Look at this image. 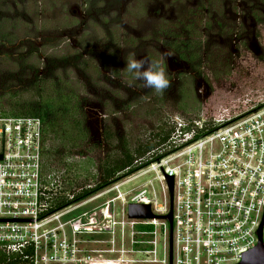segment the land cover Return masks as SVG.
Returning <instances> with one entry per match:
<instances>
[{
	"label": "rangeland",
	"instance_id": "rangeland-1",
	"mask_svg": "<svg viewBox=\"0 0 264 264\" xmlns=\"http://www.w3.org/2000/svg\"><path fill=\"white\" fill-rule=\"evenodd\" d=\"M18 1L0 0V14L5 18L2 31L6 33L3 35L14 39L7 51L17 55L35 48L37 55L32 57L33 61L38 60V74L45 69L44 53L55 58H68L69 62L62 64L56 73L81 97L82 114L76 119L85 132L84 140L71 149L61 137L52 132L47 134L49 144L60 151L52 163L51 173L53 177H59L58 180L54 178L57 189L62 179L65 180L62 184H70L65 192L68 197L81 189L93 187L99 181L97 166L105 149L97 144L104 124L114 128L119 137L128 134L131 143H135L156 132L157 126L166 118L172 121L181 115L187 121L198 118L205 122L226 121L264 103V0H119V6L115 0H100L107 13L119 15L123 34L135 42L131 46L123 45L119 51L127 54L120 59L117 57L116 61L109 60V55H116L117 49L105 40L109 18L105 15L104 20L99 16V0H24L25 13L33 21L30 28L33 32L28 34L18 20L16 5L11 4ZM137 4L142 7L139 15ZM17 5L22 11L24 7L20 3ZM16 16L11 23L10 19ZM184 25L193 26L201 35L203 69L202 76H191L193 79L188 81V104L182 111L177 106L180 95L177 82L167 88L164 95L158 96L153 91L149 99H143L138 93L149 88L143 87V82L136 79V85L128 86L131 79L122 77L124 72L121 69L125 68V57L131 54L136 59L146 58L153 62L177 60L170 51L164 53V48L154 37H159V27L175 26L174 32L181 33ZM14 59L12 56L8 61L0 60V69L4 70L2 76H8L7 83L11 84L19 76ZM94 69L100 75L94 73ZM8 70L9 75H6ZM113 72H118L119 76H114ZM180 72L189 74L185 67ZM2 94V108H7L9 100H28L31 95L24 90H17L14 96ZM156 99L162 101L159 103L160 100ZM127 100L131 101L133 109L119 112L121 103ZM113 110L118 112L111 114ZM141 192L157 206L163 205L165 195L159 171L151 168V164L67 206L66 210L57 213L60 218L50 222L49 227L64 224L63 233L67 241L72 242L73 257L106 260L132 257L135 254L130 250L144 245H132V229L121 223L128 222L127 205L133 203L134 197ZM76 219H81L86 227L72 234L68 222ZM102 223L108 227L106 230L102 229ZM58 231L61 234L62 231ZM136 239L138 237H134ZM157 244L161 247V238L157 239Z\"/></svg>",
	"mask_w": 264,
	"mask_h": 264
},
{
	"label": "built area",
	"instance_id": "built-area-1",
	"mask_svg": "<svg viewBox=\"0 0 264 264\" xmlns=\"http://www.w3.org/2000/svg\"><path fill=\"white\" fill-rule=\"evenodd\" d=\"M212 121L175 116L166 144L174 150L151 164L159 171L163 205L144 192L132 200L149 204L154 215H166L164 175L173 178L171 259L166 220L127 219L121 224L132 229V245L144 246L130 250L132 257L106 260L73 257L64 224L49 227L68 207L40 216L49 211L46 199L49 192L56 194L59 178L51 173L57 150L40 119L0 113V251L18 256L12 257L18 264H239L259 243L264 249V103ZM206 127L215 129L196 138ZM68 225L72 234L86 227L81 219Z\"/></svg>",
	"mask_w": 264,
	"mask_h": 264
},
{
	"label": "trees",
	"instance_id": "trees-1",
	"mask_svg": "<svg viewBox=\"0 0 264 264\" xmlns=\"http://www.w3.org/2000/svg\"><path fill=\"white\" fill-rule=\"evenodd\" d=\"M18 3L23 6L25 1L19 0ZM18 3L12 2L11 4L16 5V11L19 12V22H21L23 28L27 30V34L33 32L30 29L33 26V21H31L29 16L26 15L24 6L23 10L19 11V5H17ZM119 3V0H115V4L119 6ZM112 6L113 5L111 4L110 7ZM141 9V5L137 4V15L140 14ZM105 15H108L109 18L108 21H106L108 27L105 40L106 42L108 41L109 44L115 45L117 49L116 55L113 53L109 55V60L111 58V60L116 61L117 57L120 59L122 56L127 54L126 52L120 53L119 49L123 45L131 46L135 44V42L132 41V39H127L126 35L123 34L120 27L121 20L119 15H111L110 13H107L106 9L102 8L99 0V16L104 19ZM28 18L30 19L29 21ZM16 19L17 16L10 19V21ZM0 24V60L8 61L12 56H14L19 75L16 76V82L13 84L7 83V79H9V77L2 76L4 74V70L0 69V93H8L10 96H14L16 95L17 90H24V92L31 94L28 100L21 101L17 99L12 102L9 100L7 108L0 107V113L10 116L37 117L42 123L45 134L50 132L54 133L58 138L61 137V139H63L69 147L71 146L72 149V147L80 144L86 136L85 132L81 128V122L76 119L78 114H82L83 105L80 104L81 97L56 73L59 68H62V64L64 65L69 62V59L66 57L55 58L44 53L45 55L43 56L46 60L44 64L45 69L43 73L40 72V74H38V60L36 62L33 61V55H37V50L35 48H30L24 53L20 52L17 55H14L16 53H12V51L8 52L7 49L10 50L9 44L13 45L14 39H12L9 35H3V32L6 33V31H2V24H5V18L3 16L1 17V14ZM175 26H168L167 29L159 27V37L155 35L154 39L158 41L160 45L176 55L179 59L183 60L188 65L189 72L200 77L203 69V43L201 41V35L196 33L197 31L193 28V26L189 25H184L181 33H175ZM204 28L205 30L207 29V27ZM42 45H44V43ZM5 46L9 48L6 47V49H4ZM80 46L81 48L84 47L83 45ZM154 62H158L160 64L165 71L166 78L170 80L171 75L165 70L163 64L159 60ZM93 72L100 75V72L95 69ZM118 72H113L114 76H119ZM122 72H124L123 76L120 74L122 77L129 80L131 79L129 84L133 86L136 85L135 79L131 73H127L126 71ZM6 75H9V70ZM192 79L193 78L187 73H179L177 77L178 91L180 94L178 96L177 106L178 108H181L182 111L186 110V106L188 104L187 96L190 92L189 87L187 86L189 84L188 81ZM171 85L172 84L170 83L167 88H171ZM167 88L163 92L158 93V96L164 95ZM153 91L155 90L149 89L146 91H140L138 94H142L143 99H149L153 94ZM156 100H160L159 103L162 101L161 99ZM132 109L133 106L131 105V101L127 100L121 103L119 112H131ZM116 112L118 111L113 110L111 114H116ZM213 129L215 128L206 127L204 130L197 133L196 138L210 132ZM174 131V123L170 121V118H166L164 122H161L157 126L156 132H151L148 135H145L143 139H139L135 143H131V139L128 134H120L119 137L114 128L104 124L100 134L101 138L99 139V144H97V147L100 148L102 145L105 149L103 156L99 157V164L97 166L99 170V181L94 184L93 187L81 189L77 193L68 197L65 192L68 190L66 188H70V184L64 183L67 186H62L64 185L62 182L65 181L62 179V181H60L61 185H59L56 194L51 195L50 192L48 193L49 196L46 199V202L50 207L49 211L41 214L40 216L76 204L89 196L96 194L98 191L100 192L101 190L113 185L122 178L130 176L150 164L161 160L164 156L174 150V148L169 149L166 146ZM69 151L70 150H68V152ZM58 152L60 151H55L56 154H58ZM12 257L18 256L8 255L3 251H0V264H18L19 260L13 259Z\"/></svg>",
	"mask_w": 264,
	"mask_h": 264
},
{
	"label": "water",
	"instance_id": "water-1",
	"mask_svg": "<svg viewBox=\"0 0 264 264\" xmlns=\"http://www.w3.org/2000/svg\"><path fill=\"white\" fill-rule=\"evenodd\" d=\"M1 158V155H0ZM168 190V213L164 216H157L151 212V206L143 203H130L126 208V215L129 219H163L166 220L169 227V258L172 254V201H173V178L164 175ZM239 264H264V249L259 243L252 250L246 252L242 256Z\"/></svg>",
	"mask_w": 264,
	"mask_h": 264
},
{
	"label": "clouds",
	"instance_id": "clouds-1",
	"mask_svg": "<svg viewBox=\"0 0 264 264\" xmlns=\"http://www.w3.org/2000/svg\"><path fill=\"white\" fill-rule=\"evenodd\" d=\"M122 71L131 73L134 79L143 82V87L153 89L157 93L163 92L169 86L165 71L158 62L146 58L136 59L134 54L125 57V68ZM109 75L111 76V70Z\"/></svg>",
	"mask_w": 264,
	"mask_h": 264
},
{
	"label": "flooded vegetation",
	"instance_id": "flooded-vegetation-1",
	"mask_svg": "<svg viewBox=\"0 0 264 264\" xmlns=\"http://www.w3.org/2000/svg\"><path fill=\"white\" fill-rule=\"evenodd\" d=\"M158 16L160 18L161 11L159 12V15ZM163 48H164L163 52L165 53L168 49L165 48V47H163ZM174 56L177 58V60H172V59L169 60L168 59V60H166V63L161 62L163 64L165 70L171 75V79L169 80V84L170 83L171 84H174V83L177 82L178 74L181 73L180 71L183 69V67H185L186 69H188V65L183 60L179 59L176 55H174ZM188 73L190 74V76H194L193 73L189 72V70H188ZM99 119H101V116L100 115H99Z\"/></svg>",
	"mask_w": 264,
	"mask_h": 264
},
{
	"label": "bare ground",
	"instance_id": "bare-ground-1",
	"mask_svg": "<svg viewBox=\"0 0 264 264\" xmlns=\"http://www.w3.org/2000/svg\"><path fill=\"white\" fill-rule=\"evenodd\" d=\"M100 264H104V263H100Z\"/></svg>",
	"mask_w": 264,
	"mask_h": 264
}]
</instances>
